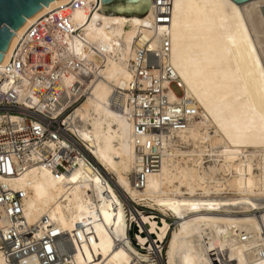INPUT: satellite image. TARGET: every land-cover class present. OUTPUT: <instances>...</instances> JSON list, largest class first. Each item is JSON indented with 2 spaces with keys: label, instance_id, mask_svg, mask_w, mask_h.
<instances>
[{
  "label": "bare ground",
  "instance_id": "bare-ground-1",
  "mask_svg": "<svg viewBox=\"0 0 264 264\" xmlns=\"http://www.w3.org/2000/svg\"><path fill=\"white\" fill-rule=\"evenodd\" d=\"M67 1L28 19L15 31L11 49L39 18L54 11L63 17ZM151 5L149 0L145 15L134 17L90 15L87 8L72 15L71 29L84 28L104 64L84 53L83 64L102 78L89 83L86 100L67 119L92 152L97 171L56 174L33 159L18 177L0 180L25 193L24 217L38 228V238L49 227L62 235L60 241L70 238L73 252L68 258L60 254L56 264H264V0L175 2L169 62L198 115L188 128L164 138L160 170L137 189L135 149L149 137L135 135L112 98L131 79L133 39L152 21ZM63 85L71 95L79 82L68 75ZM170 98L181 99L173 91ZM134 204L178 219L165 261L156 245L167 238L170 224L158 225ZM132 222L156 235L155 242L137 235L143 247L151 240L148 254L134 248L127 232ZM0 264H7L1 255ZM19 264L43 262L33 256Z\"/></svg>",
  "mask_w": 264,
  "mask_h": 264
},
{
  "label": "built area",
  "instance_id": "built-area-1",
  "mask_svg": "<svg viewBox=\"0 0 264 264\" xmlns=\"http://www.w3.org/2000/svg\"><path fill=\"white\" fill-rule=\"evenodd\" d=\"M176 1L152 0V21L133 39V57L128 66L131 79L112 98L114 108L131 121L135 135L149 137L147 144L138 143L135 149L133 182L137 189L145 187L149 174L160 170L164 138L188 128L198 115L193 100L184 97L169 62V28ZM101 5L100 0H68L60 8L63 17L54 11L31 24L17 38L10 57L0 67V178L18 177L33 159L56 174L80 168L97 171L92 152L71 132L67 119L86 100L89 83L102 78L83 64L84 53L97 60V66L104 65L97 55L101 52L84 37V28L71 29L72 15L86 8L90 15L100 12ZM68 75L79 82L71 95L63 85ZM173 87L181 92L179 102L170 98ZM25 196L0 180L3 260L19 264L39 256L43 264H56L60 254L70 257V238L63 236L60 241L62 235L55 234L51 227L38 238V228L27 224ZM135 206L138 212L140 205ZM137 226L129 223L128 235Z\"/></svg>",
  "mask_w": 264,
  "mask_h": 264
},
{
  "label": "water",
  "instance_id": "water-1",
  "mask_svg": "<svg viewBox=\"0 0 264 264\" xmlns=\"http://www.w3.org/2000/svg\"><path fill=\"white\" fill-rule=\"evenodd\" d=\"M67 0H0V66L5 61L4 54L11 49L15 31L22 30L27 20L36 17L53 5ZM102 13L111 16L118 13L122 17L145 15L149 0H100ZM152 1V0H151ZM243 4L251 0H232Z\"/></svg>",
  "mask_w": 264,
  "mask_h": 264
},
{
  "label": "rangeland",
  "instance_id": "rangeland-1",
  "mask_svg": "<svg viewBox=\"0 0 264 264\" xmlns=\"http://www.w3.org/2000/svg\"><path fill=\"white\" fill-rule=\"evenodd\" d=\"M81 19H82V15H81V13H78L76 18H75L76 22H81ZM173 90L177 96H179L181 94V92L177 88L173 87ZM138 205H140L139 206L140 209L138 210V212L143 213L144 215L153 217L154 220L158 223V225H162L163 220L167 221L170 224V231H169L167 238L163 242H159V244L156 245V247L157 246L161 247L163 259L165 261L166 260V253H167L168 246H169L170 233L176 229L178 219L172 215H165L164 213H162L161 211H159L157 209H152L148 205H143V204H138ZM137 235L149 237V238H151V240H154V242L157 241L156 235L154 234L152 236H148L147 232L145 230H144V232H141V229L138 226L135 228L132 227V230L130 231V233L128 235L131 238L133 246L136 250H138L140 253H142L144 255L148 254V248L150 246L151 240L147 244V246L143 247L138 242Z\"/></svg>",
  "mask_w": 264,
  "mask_h": 264
}]
</instances>
